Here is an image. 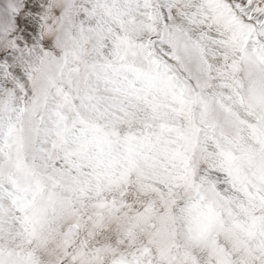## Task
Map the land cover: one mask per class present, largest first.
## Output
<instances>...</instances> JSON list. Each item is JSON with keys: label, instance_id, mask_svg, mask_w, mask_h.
I'll return each instance as SVG.
<instances>
[{"label": "rangeland", "instance_id": "374dc122", "mask_svg": "<svg viewBox=\"0 0 264 264\" xmlns=\"http://www.w3.org/2000/svg\"><path fill=\"white\" fill-rule=\"evenodd\" d=\"M125 193L264 264V0H0V264Z\"/></svg>", "mask_w": 264, "mask_h": 264}, {"label": "flooded vegetation", "instance_id": "af4514ba", "mask_svg": "<svg viewBox=\"0 0 264 264\" xmlns=\"http://www.w3.org/2000/svg\"><path fill=\"white\" fill-rule=\"evenodd\" d=\"M127 195L97 198L87 207L83 202L76 221L70 223L69 256L61 254L63 240L61 244L57 240L58 248L48 247L57 249L59 264H262L259 258L249 262L239 257L242 248L232 243L226 231L230 227L219 218H193L191 232L186 227L173 230L170 224L165 229L160 224L170 222L163 214L166 204L157 207L154 218L147 214L154 195H139L131 208ZM91 204L96 210L92 215L88 213ZM55 226V221L49 223V228ZM243 245L249 249L250 237L245 236ZM80 250L87 253L86 258L79 255Z\"/></svg>", "mask_w": 264, "mask_h": 264}]
</instances>
